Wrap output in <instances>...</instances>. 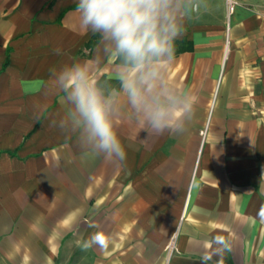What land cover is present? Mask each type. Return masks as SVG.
Listing matches in <instances>:
<instances>
[{"label": "crops", "instance_id": "crops-1", "mask_svg": "<svg viewBox=\"0 0 264 264\" xmlns=\"http://www.w3.org/2000/svg\"><path fill=\"white\" fill-rule=\"evenodd\" d=\"M227 1L200 0L176 41L187 130L126 115L122 167L51 125L64 100L49 70L91 59L98 40L76 0H0V264H202L217 238L224 264H264V0Z\"/></svg>", "mask_w": 264, "mask_h": 264}, {"label": "clouds", "instance_id": "clouds-1", "mask_svg": "<svg viewBox=\"0 0 264 264\" xmlns=\"http://www.w3.org/2000/svg\"><path fill=\"white\" fill-rule=\"evenodd\" d=\"M199 9L200 0H76L80 27L98 40L91 59L49 70V90L64 100L51 125L75 137L84 152L122 167L127 151L118 124L126 115L156 135L183 134L194 99L169 79V70L176 41ZM109 61L113 71L101 78ZM90 243H103L101 234ZM214 245L201 255L202 264H224L230 242L217 238Z\"/></svg>", "mask_w": 264, "mask_h": 264}, {"label": "built area", "instance_id": "built-area-1", "mask_svg": "<svg viewBox=\"0 0 264 264\" xmlns=\"http://www.w3.org/2000/svg\"><path fill=\"white\" fill-rule=\"evenodd\" d=\"M227 5H228V10L231 11L233 8L234 3L230 0L227 1ZM174 249V239H171V241L169 242V244L167 245V250L168 251H172Z\"/></svg>", "mask_w": 264, "mask_h": 264}, {"label": "trees", "instance_id": "trees-1", "mask_svg": "<svg viewBox=\"0 0 264 264\" xmlns=\"http://www.w3.org/2000/svg\"><path fill=\"white\" fill-rule=\"evenodd\" d=\"M97 38H95V40L91 41L87 47L88 48H92L95 44H96ZM187 50V47H180V48H176V52L175 54H178L179 52L185 51Z\"/></svg>", "mask_w": 264, "mask_h": 264}]
</instances>
